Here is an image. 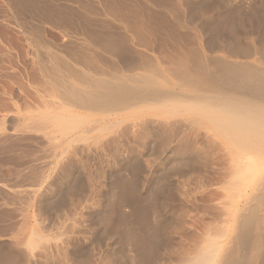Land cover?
<instances>
[{"label":"bare ground","instance_id":"bare-ground-1","mask_svg":"<svg viewBox=\"0 0 264 264\" xmlns=\"http://www.w3.org/2000/svg\"><path fill=\"white\" fill-rule=\"evenodd\" d=\"M54 1L0 0V30L5 39L0 42V49L5 48L7 39L14 38L10 23H16L20 28L18 33L27 41L33 40L31 45L35 51L41 49L38 68L48 75L49 83L53 84V79L58 96L76 107L96 112V126L101 128L107 123L115 127L118 123L133 122L136 126L139 124L138 130L134 133L124 125L119 128V136L129 137L133 131V137L143 138L147 135L145 123L148 120L161 122L163 127L160 124L162 129H158L154 139L170 152V172L183 177L196 173L217 184L227 177L233 180L232 186L235 185L226 193L204 191L196 197L187 191L189 189H180L173 236L167 235L168 220L158 212L160 206L156 203L167 189V184L161 181L164 177L152 192L141 193L137 185L141 168L127 160L132 176L120 174L114 178V196L99 218L106 232L119 239L121 252L128 247L133 253L124 258L116 251L113 262L264 264V17L260 14L258 21L252 19L256 18L257 11L263 12L261 3L264 1H258L262 5L260 9L257 1L248 0L253 10L249 12V23L244 13L246 21L242 18L239 6L230 8L236 0H175V6L162 8L159 4L160 9L155 7L159 0L153 3L155 6L151 0L146 1L147 9L141 6L148 11V17L163 19L169 29L164 30L167 34L160 36V40L154 39L155 26L145 24L146 15L137 0L134 6L141 8L139 11L144 14L132 11L133 8L126 10L123 6L126 0L123 4L116 0H69L74 6ZM209 3L216 8L213 15L206 12ZM240 3L243 1L239 0ZM46 23L62 30L68 39L59 48L61 53L46 48L47 41L40 30ZM187 31L195 34L192 43H197V47L186 40ZM181 34L186 41L178 38ZM194 34L187 33L193 39ZM47 75L43 77L46 81ZM206 128L213 140L208 139L210 135L206 136ZM201 130L205 132L200 133ZM214 136H227L228 140L222 141L219 137V154H214L218 150L213 147L211 169L206 160L185 154L196 142H201L200 139L208 144L211 141V148L213 142L217 148L215 141L219 139ZM246 158L251 160L253 171ZM247 166L250 171L245 170ZM59 182L56 178L51 184ZM53 190L39 194L40 211L45 210L44 202L50 199L48 196ZM60 200L58 198L56 203ZM175 203L177 205V201ZM123 205L129 207L127 213L121 211ZM57 206L60 208L61 204ZM33 225L26 243L0 242V264H37L38 255L42 264L61 259L58 254L54 259L49 254L48 258L44 250V254L31 252L27 256L20 250L39 242L37 223ZM82 252L79 246L70 251L73 262L94 264L89 252L81 256ZM61 256L65 258L66 254ZM110 259L102 264H111Z\"/></svg>","mask_w":264,"mask_h":264},{"label":"rangeland","instance_id":"rangeland-1","mask_svg":"<svg viewBox=\"0 0 264 264\" xmlns=\"http://www.w3.org/2000/svg\"><path fill=\"white\" fill-rule=\"evenodd\" d=\"M116 1L123 4L124 0H122V3L120 2L121 0ZM133 1L135 2L133 3ZM137 1H139L138 6L142 5L147 9L145 3L146 1L149 2V0ZM152 1L151 3L155 4L157 0ZM242 1L243 3L240 4L239 0L234 1V3L232 2L230 8L235 9L239 6L241 15L244 13L249 19L246 21L247 17L245 16L246 18H243L244 14L242 18L249 23L251 20L249 17L251 14L249 12H253V10L248 0H240V2ZM256 1L258 6L262 4V8L264 7V2L259 4L264 0ZM54 2L58 4L65 3V5L69 4L68 6L75 5L69 0H55ZM124 2L126 3L127 0ZM125 3L123 6L126 10L128 9L129 11L131 10L130 8H133L132 11H136V13H142L144 11L145 14H142L146 15V17L149 16L146 14L148 11L146 12V9H143L142 6V12L139 11L141 9L139 8L140 6L138 8L134 6L137 4L136 0H132L128 4L126 3L127 5ZM156 3L158 4L156 6L153 4V6L157 9L163 8L164 6H175L176 4L175 0H159ZM159 4L161 7H159ZM223 4L226 3H221V5ZM135 8L136 10H134ZM206 8L208 9L206 10L208 14L211 13L213 15L215 13L216 8L212 3H209ZM258 14L259 18L257 17ZM260 14L261 18H263L264 8L263 12L257 11V15L254 16L256 18L252 19L258 21V19H261ZM146 17L145 24L147 26L150 24L151 27L152 25L155 26L154 39L160 40V36L167 34L169 29L165 26L166 24H164L163 19L151 17V20L149 18L150 16L148 18ZM0 20H2L1 17ZM155 22H157V25ZM10 25L14 28L12 33L15 36L13 39H7L4 42L6 49H0V242L14 244V242L17 243L20 241L21 243H26L28 236L32 233L33 226H35L33 224L37 223L36 230L40 233L37 232L40 236L39 242L37 240L34 245L29 244L30 247L27 246L29 248L23 247L20 250L26 256L31 254V252L39 254L42 250L48 252L46 253L48 258L50 257L49 254H51V257L53 256V259L57 254L60 255L59 258L61 259L59 261L54 260L55 262L52 261L48 264H76L73 262V256L70 255V251L78 246L83 249L81 256L89 252L88 255L93 258L94 264H102L106 259L108 260L110 258L112 259H110L112 261L111 264H116L115 261L113 262V259L117 256L116 251L118 253L120 252L124 258L133 255L132 250L128 247L123 253L121 252L119 239L113 233L109 234L106 232L105 227H103L104 225L101 224L99 219L105 212L104 210L106 204L109 202L108 200H111L114 196V178L120 174L123 177L132 176V172L126 164L127 160L137 163L141 168L137 174L139 192L145 194L150 193L160 183L165 182L167 184L166 191L156 199L157 205L160 206L158 212L168 220L167 227L165 228L167 235L173 234L172 230L176 219L174 217H177L179 214L177 207L180 201L181 190L183 191L187 188L189 189L187 191L196 197L204 191L226 193L230 191V187H235L234 184L232 186V183H234L233 180L231 178L228 180L227 177L223 179L224 181L217 184L200 175L197 176L198 174L196 173H190L188 177H183L170 172L172 165L170 162L171 156L168 155L170 152L162 148L156 138V140L154 139L155 133L159 131L161 122L159 124L155 121L158 124L157 127L155 122H153L154 120L146 121L145 127L147 129V135L143 138L133 137L135 136L133 134L139 128V124L136 126L133 122L118 123L120 126L118 124L115 127L111 126L113 128L109 124L107 125V123L101 128L96 126L94 124V119H96L95 111V113H92L90 109L86 110L87 108L76 107L75 104L73 105L61 99L62 97L58 96L59 92L53 88L55 85L53 79L51 80L54 85L49 83L47 74H45L47 75V81L44 80L46 77L38 68V53L41 49H39L40 51H35L36 48L32 46L33 40L30 41V39L28 40L31 42L30 46L29 44L27 45L29 42L18 33L20 28H18L17 24L10 23ZM40 30L44 35V39L47 41L46 48L48 47L51 51L61 53L59 48L68 42L62 30L48 23L43 24ZM164 30H167V32ZM188 32L190 35L194 34L192 31ZM187 33L185 34L186 36L184 34H181L182 36L178 35V38L185 40V37H187L186 40L192 43L195 40V34L193 39L191 38L192 35L188 37L189 35ZM2 37L4 35L0 30L1 43L5 40ZM174 38L176 39V34ZM193 43L192 45H194ZM34 44L40 48L35 41ZM67 45H70V43ZM195 46L197 47V43ZM41 75H44V78ZM55 87L57 88L56 85ZM26 113L29 114L24 118ZM64 118L66 121L62 122ZM57 119L60 122H57ZM124 125H128L130 130L134 131V133L131 131L129 137L126 138H122L118 134L119 128H122ZM162 125L161 127H163ZM205 130L208 132L205 133L206 136L210 135L209 137H211L208 139H212L211 132L209 133L207 128ZM205 130L199 132L204 133ZM216 137L214 136V138ZM219 137L221 140L223 139L222 141L227 139V136L226 138L224 136H218L217 138L219 140L216 139L215 141L219 145H216L217 148L213 142L211 148V141H208V144L204 139H200L198 141L201 142H196L198 145L196 143L194 144L193 148L195 147V149L191 148L192 150H188L185 154H189L190 158L195 157L196 159V156L200 157L202 160L208 162V168L211 165L213 167L214 164L211 161L213 160V147L218 150L214 154H219L221 143ZM246 154L248 155V153ZM249 154L251 155V152ZM114 155L115 157H113ZM165 155L169 158L167 159ZM247 157L249 158V156ZM249 161L248 165L252 169L253 165L251 160ZM246 169L250 171L248 166ZM253 170L254 166L251 171ZM248 172L243 173L247 176L249 175ZM227 176L229 177L228 174ZM162 177L164 178L162 179ZM56 178L60 182L58 184H51ZM49 189L55 190L49 194L50 196L48 198L50 199L44 202L45 207L43 206V208L45 210L42 209L40 211L38 207V202H40L39 194ZM58 198L61 200L59 203H56ZM175 201H177V205ZM59 204H61L60 208L57 206ZM55 208L59 209L54 211ZM120 209L123 213L129 211L127 205L121 206ZM172 210H175L173 211L175 214ZM37 216H39V219ZM211 223L210 229L213 230V222ZM71 236H73V239ZM75 241L76 245L74 244ZM77 242L79 243L77 244ZM81 245L82 247H80ZM62 250L65 252H62ZM161 250L164 251L163 248ZM41 254H44L43 251ZM61 254H66V257L63 258ZM38 258L37 264H40L42 262L40 259L42 258L40 255H38ZM128 264H131V262H128ZM161 264H165V262H161Z\"/></svg>","mask_w":264,"mask_h":264}]
</instances>
